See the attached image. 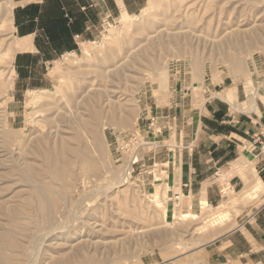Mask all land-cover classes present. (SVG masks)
<instances>
[{"label": "rangeland", "instance_id": "rangeland-1", "mask_svg": "<svg viewBox=\"0 0 264 264\" xmlns=\"http://www.w3.org/2000/svg\"><path fill=\"white\" fill-rule=\"evenodd\" d=\"M16 1L0 0V264H216L208 245L254 224L264 193L243 197L245 181L205 212L168 207L148 184L160 178L155 106L223 77L253 94L264 0H105L71 49L38 60L18 59L30 46Z\"/></svg>", "mask_w": 264, "mask_h": 264}, {"label": "crops", "instance_id": "crops-1", "mask_svg": "<svg viewBox=\"0 0 264 264\" xmlns=\"http://www.w3.org/2000/svg\"><path fill=\"white\" fill-rule=\"evenodd\" d=\"M108 2L120 10L116 0ZM15 3L17 40L30 46L18 52L19 60L32 53H38V60L71 49L72 35H85L96 10L99 12L97 5L106 6L105 0ZM64 11L69 20L62 17ZM261 70L264 74V65ZM216 85L218 90L206 87L197 92L172 91L155 106L160 133L153 138L159 144V154L152 156L157 168L152 177L160 178L148 184L158 182L167 191L168 207L177 204L192 211L203 201L217 205L224 186L235 190L243 188L245 181L250 186L243 190L264 193V81L253 94H239L234 81L228 83L227 77L220 78ZM146 107L143 110L147 114L152 107ZM255 219L254 224L243 225L208 245L209 262L262 263L264 256L259 252L264 248V214L259 211Z\"/></svg>", "mask_w": 264, "mask_h": 264}, {"label": "bare ground", "instance_id": "bare-ground-1", "mask_svg": "<svg viewBox=\"0 0 264 264\" xmlns=\"http://www.w3.org/2000/svg\"><path fill=\"white\" fill-rule=\"evenodd\" d=\"M21 48H22V46H20V47H16V51H18V50H21ZM83 55H85V56H89V52H88V50L86 49V48H84L83 49ZM259 185H260V183H258ZM260 188V187H259ZM243 197H247V198H251V197H253L254 196V194H251V193H249V192H243ZM153 203L156 201V199H153L152 198V200H151ZM201 203V202H200ZM50 206V208H51V205H49ZM199 206H201L200 208H201V210L202 211H206L207 209H208V204H207V202H205V201H203L202 203H201V205H199ZM50 208L48 207L47 208V214L46 215H50V212L52 211V210H50ZM164 211V210H163ZM166 213V211H164V213L163 214H165ZM191 217V214L190 213H187V214H181V219H183V220H186V219H189ZM225 220H226V214L224 213V212H219V213H216V220H215V222L216 223H223V222H225ZM208 223H212V220H208L207 221ZM59 229V228H58ZM60 230V229H59ZM53 234V233H52ZM36 244V243H35ZM41 245V244H40ZM39 252V251H38ZM66 263V262H65ZM64 262L62 263V264H65ZM29 264V263H28Z\"/></svg>", "mask_w": 264, "mask_h": 264}]
</instances>
